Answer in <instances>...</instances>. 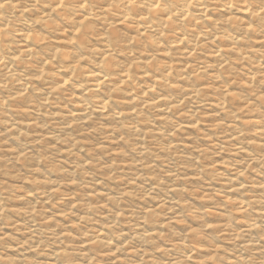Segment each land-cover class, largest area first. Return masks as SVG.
<instances>
[{"label":"rangeland","instance_id":"1","mask_svg":"<svg viewBox=\"0 0 264 264\" xmlns=\"http://www.w3.org/2000/svg\"><path fill=\"white\" fill-rule=\"evenodd\" d=\"M212 1L205 19L189 5L183 22L142 30L145 7L121 22L115 0H92L79 30L55 13L62 30L37 24L44 43L30 40L39 55L29 60L22 25L0 35L7 64L20 57L0 72V237L14 253L0 264H264V34L242 6ZM13 3L9 19L37 18ZM48 41L61 49L51 63ZM105 41L116 51L101 72ZM88 53L92 64L80 60ZM41 69L68 83L51 92L31 79ZM89 72L110 77L94 90Z\"/></svg>","mask_w":264,"mask_h":264},{"label":"clouds","instance_id":"2","mask_svg":"<svg viewBox=\"0 0 264 264\" xmlns=\"http://www.w3.org/2000/svg\"><path fill=\"white\" fill-rule=\"evenodd\" d=\"M77 7H70V0H26L25 6L23 7V12L21 13V17H23V13H33L36 15V19H28L21 18L17 19L13 16V19H9V16L5 14V10L13 9L17 7V4L13 3V0H0V23L4 24L5 27L0 28V34L3 35H11L15 32L18 25H22L24 28V36L26 39L38 40L40 43H44V39L39 37L36 33V25L44 24L49 25L54 28L55 31H60L63 28V25L57 24L56 20L53 18V14L62 15L65 17L66 21L69 23L70 27L79 30L81 25L76 23V17L78 15H84L89 12L92 5V0H77ZM135 5L136 0H118L117 3L113 4V7L118 8L125 14L131 9L129 5ZM249 11L250 17L252 19L249 20V24L254 26L252 28L253 31H260L261 34H264V0H225L224 6L230 13H237L241 9V5ZM201 6V5H196ZM206 6V5H205ZM144 7L148 10V15H150L155 10L160 11H169L173 12L174 9L169 6L168 0H144ZM183 15V13H181ZM179 19V17H177ZM151 26V25H149ZM248 24L239 23V35L241 37H247L248 32L245 30L248 28ZM11 29V31H9ZM235 39V38H233ZM45 57L44 62L51 63L56 59V54L61 51L60 48L56 47L52 44L51 41H48L45 44ZM27 55L21 53L24 56L25 60L33 59L38 53H34L31 50H26ZM16 59H20V57H16ZM87 59L89 64H92L93 61L97 59V54L88 53L86 55H81L80 60ZM3 61H0L2 63ZM108 66V61L105 60L102 63H96L95 67L98 68L101 72H105ZM71 71L73 75H76L77 71H83L80 67V61L78 60L76 65L73 68L68 69ZM59 76V72H53L50 74H45L43 69L39 71V74L31 77L32 80H41L46 79L51 82V92H55L64 87V84H67L68 81H64L63 84L57 83L55 78ZM19 79V77H17ZM27 82V81H25ZM115 90V89H114ZM47 94L48 90H45V98L42 101V104L38 105L43 106V104L47 103ZM135 181L133 180L132 183ZM11 238L0 237V253H4L5 255H14V253H7L6 249L8 244H10ZM4 264H8L7 261Z\"/></svg>","mask_w":264,"mask_h":264},{"label":"bare ground","instance_id":"3","mask_svg":"<svg viewBox=\"0 0 264 264\" xmlns=\"http://www.w3.org/2000/svg\"><path fill=\"white\" fill-rule=\"evenodd\" d=\"M116 3L118 2V0H115ZM150 2V0H149ZM168 3H169V6L171 8L174 9V14L173 12H169L167 10L165 11H160V10H155L153 11L150 15H148V10L146 9V13L144 14H141L139 16V19L137 20V23L134 25V28H137L139 29L140 28V23L141 24H144V28L142 30H145V29H150V28H153L154 27V19H157L159 22L164 23V24H168L169 21H171L172 18H175L176 21H179V22H183L187 16L189 15V5H194L197 9L196 11L199 13V15L201 16L200 18L201 19H205V16L204 14L206 13V9L208 8L207 6H205L206 4V0H168ZM218 3V0H214L212 1L211 4H216ZM201 5V6H196V5ZM225 4V0L224 2L220 5V6H217V7H222L224 10H227L226 7L224 6ZM78 6V3L75 7ZM242 6V12L243 13H246L248 10L245 9L243 7V4L241 5ZM136 7H139V8H143L144 7V0H136V4L135 5H129V8H136ZM109 8V7H108ZM108 8H105L102 10L101 13L103 14H99L98 16H103L107 11H108ZM221 9V8H220ZM91 12L92 10H90L89 12L85 13L84 16H81L79 22L77 23L78 25H85L84 22L86 21V17H89L91 15ZM118 15L121 16V22L123 21H126L127 17L129 16V13L127 12L126 14L124 12H122L121 10L118 11ZM181 13H183V15H181ZM92 16H95V15H92ZM177 17H179V19H177ZM91 18V17H89ZM96 19V18H94ZM121 24V23H119ZM151 25V26H149ZM81 26V27H82ZM86 26V25H85ZM157 27V26H155ZM159 27V26H158ZM0 28H3V27H0ZM140 32V31H139ZM143 34V33H141ZM1 35V34H0ZM203 36H207V33H203ZM16 37H18L19 39V56L21 57V53H24L25 55H27V52L26 50H32L31 48V45L29 44L30 40L31 39H26L25 36H24V30H17V33H16ZM182 41H186V38L185 36L181 35L180 38L178 39L177 42H182ZM104 52L102 54V58L101 60L102 61H105L106 58H108L109 54L112 53V52H115L116 48L113 47V45L110 43H108L107 41L104 42ZM194 49H192V52H193ZM219 52V49L217 50ZM109 53V54H108ZM217 53V52H216ZM191 52H186V56L189 57L191 56ZM13 60L16 58L15 56H12ZM24 57V56H22ZM12 59H9L10 60V63L7 64V62L5 61V57L0 53V61H3L2 63H0V72H4V75H9L10 73H12V70L10 69L11 67V63H12ZM187 65V64H186ZM10 66V67H8ZM106 69H109V65L107 66ZM127 72H121V75H120V78L123 79V80H120V84H123L125 82H127L129 80V76L128 74H126ZM169 73V71L166 72V74L164 76H167V74ZM87 79L90 83V87L91 89H94V90H97L99 87H101L104 83H107L108 80H109V77H110V74L109 73H104L102 74L101 72H89L87 73ZM22 87V89H26V86L27 84L24 83L20 85ZM150 91V90H149ZM156 101L154 100V103H153V100L150 101L152 102L153 104L155 103H158L160 101L163 100V97H159V98H155ZM81 103V102H80ZM99 105L98 109H100V111H103L105 109V104L106 102H97ZM220 105V104H218ZM81 109L79 111H85L86 110V107H87V104L85 103H82L80 104L79 106ZM253 124H256L255 120H252ZM239 208L241 209V206H239ZM263 213V212H262ZM255 224H249L247 226H245L247 229H250L252 227H254ZM100 234L97 232V235L96 237H98Z\"/></svg>","mask_w":264,"mask_h":264}]
</instances>
